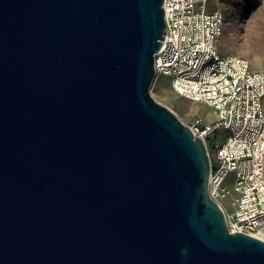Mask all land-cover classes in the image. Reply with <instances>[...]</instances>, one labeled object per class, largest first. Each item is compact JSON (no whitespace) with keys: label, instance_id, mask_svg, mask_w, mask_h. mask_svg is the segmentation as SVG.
Here are the masks:
<instances>
[{"label":"water","instance_id":"95a60500","mask_svg":"<svg viewBox=\"0 0 264 264\" xmlns=\"http://www.w3.org/2000/svg\"><path fill=\"white\" fill-rule=\"evenodd\" d=\"M165 26L163 0H0V264H264L151 94Z\"/></svg>","mask_w":264,"mask_h":264},{"label":"built area","instance_id":"2783aa9c","mask_svg":"<svg viewBox=\"0 0 264 264\" xmlns=\"http://www.w3.org/2000/svg\"><path fill=\"white\" fill-rule=\"evenodd\" d=\"M207 2L163 0L166 33L155 76H169L179 95L213 108L214 119L198 116L189 126L211 157L210 195L230 232L264 240V71L244 56L221 53L226 18Z\"/></svg>","mask_w":264,"mask_h":264},{"label":"rangeland","instance_id":"374dc122","mask_svg":"<svg viewBox=\"0 0 264 264\" xmlns=\"http://www.w3.org/2000/svg\"><path fill=\"white\" fill-rule=\"evenodd\" d=\"M207 9L221 10L226 18L218 41L221 53L244 56L254 69L264 71V0H208ZM150 91L157 101L169 107L188 126L198 116L206 121L215 118L210 106L179 95L167 75L155 76ZM225 203H229V199Z\"/></svg>","mask_w":264,"mask_h":264},{"label":"crops","instance_id":"0c3cea01","mask_svg":"<svg viewBox=\"0 0 264 264\" xmlns=\"http://www.w3.org/2000/svg\"><path fill=\"white\" fill-rule=\"evenodd\" d=\"M197 102V101H196Z\"/></svg>","mask_w":264,"mask_h":264}]
</instances>
